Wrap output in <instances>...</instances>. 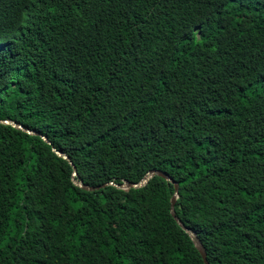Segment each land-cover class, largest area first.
Listing matches in <instances>:
<instances>
[{
	"label": "trees",
	"instance_id": "16d2710c",
	"mask_svg": "<svg viewBox=\"0 0 264 264\" xmlns=\"http://www.w3.org/2000/svg\"><path fill=\"white\" fill-rule=\"evenodd\" d=\"M152 170L264 264V0H0V264H205Z\"/></svg>",
	"mask_w": 264,
	"mask_h": 264
},
{
	"label": "water",
	"instance_id": "95a60500",
	"mask_svg": "<svg viewBox=\"0 0 264 264\" xmlns=\"http://www.w3.org/2000/svg\"><path fill=\"white\" fill-rule=\"evenodd\" d=\"M1 124H5V125H11L12 127L18 129V130H21L27 134H30V135H36L38 134L37 132H33V131H30V130H25L21 125H18V124H15L13 122H10V121H3L1 122ZM39 135V134H38ZM43 137V136H42ZM46 141H48L45 137H43ZM54 151L56 152V154L66 160H69L68 156L63 154L62 152L54 149ZM70 164L72 165L73 169H74V173H73V176H72V180L74 182L75 185L79 186V187H83V188H86V189H89V190H92V189H95V187H89L87 185H83L81 182H78L76 180V175H77V170H76V167L74 166V164L72 162H70ZM154 176H159V177H162L164 179H166V181L170 184H173V186L175 187V193L171 199V210H172V215H173V218L175 219V221L178 223V225L186 232L188 233V235L190 236L194 246L196 247V249L199 251V253L201 254L205 264H210L208 259H207V253H206V250L201 242V240L197 237V234L192 231L189 227H186L185 224L180 220V218L176 215L177 212L176 210L174 209V206H175V202H176V199L179 195V191H178V185L176 183H174L172 181V179L168 176V174L162 172V171H159V170H152L150 172H148L145 177L138 183V184H128V183H124L122 185H114V184H110V185H106L104 184L103 186H114V187H117L118 189H123V190H129V189H132V188H139V187H144L148 181L150 179H152Z\"/></svg>",
	"mask_w": 264,
	"mask_h": 264
}]
</instances>
